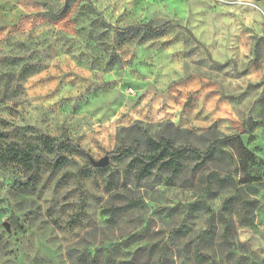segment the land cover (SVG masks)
I'll use <instances>...</instances> for the list:
<instances>
[{
    "label": "rangeland",
    "instance_id": "obj_1",
    "mask_svg": "<svg viewBox=\"0 0 264 264\" xmlns=\"http://www.w3.org/2000/svg\"><path fill=\"white\" fill-rule=\"evenodd\" d=\"M237 2L0 0V192L7 189L18 201L16 211L0 207L5 256L14 254L12 238L18 241L37 222L57 232L92 223L116 232L128 226L103 247L70 250L68 258L78 264H233L240 229L253 233L249 244L264 240V16L253 7L264 0H251L243 10ZM166 21L191 36L182 29L159 35L143 29ZM128 26L135 28L114 32ZM154 122L191 131L199 148L234 137L221 145L229 160L209 163L233 182H215L207 193L208 170L192 173L191 165L170 179L156 168L139 178L130 156L109 157L102 169L89 163L88 157L97 161L110 152L98 148L94 154L86 143L140 136ZM42 136L69 139L87 156L65 151L58 170L43 160L36 184L27 189L20 174H28L8 149L39 151ZM127 145L144 152L139 140ZM234 191L240 200L233 196L227 205L233 231L224 243L217 212ZM41 201L46 208L17 214ZM236 264L254 262L240 257Z\"/></svg>",
    "mask_w": 264,
    "mask_h": 264
},
{
    "label": "trees",
    "instance_id": "obj_2",
    "mask_svg": "<svg viewBox=\"0 0 264 264\" xmlns=\"http://www.w3.org/2000/svg\"><path fill=\"white\" fill-rule=\"evenodd\" d=\"M261 1V0H256ZM134 26H128L123 29H114V32L127 34L134 30ZM143 29L150 35H159L168 29H182L185 33L191 36L189 30L185 29L181 25L172 24L166 21L160 25L152 26L150 24L143 25ZM250 129H252L253 124L250 122ZM165 135L158 136L157 139H153L152 136L148 135L146 131H143L140 136H143L142 143L143 153H140L136 148L126 145L123 147H118L114 151L108 153L109 157L114 159H120L126 156L133 157L137 163L136 174L139 178H145L151 175L154 168L167 173V177L174 179V177L182 174L184 170L190 167V171L195 173L196 171H202L204 169L208 170V173L204 176V191L210 192L213 187V183L217 182L222 185H229L231 182V177L220 176V173L212 171L209 169V163L216 159V161L224 162L225 159L230 155L222 150L221 145L230 142L234 137L232 136H222L216 138L209 143L206 148H199L192 142L186 143L185 145L174 148L173 141L168 139V134L181 135L186 132V136L191 140L194 135L191 131L186 129H177L172 126L163 127ZM238 144L239 141H236ZM41 149L37 151L31 146H26L24 148H12L9 147V158L13 159V162L19 163L28 175L24 179V188H33L38 180L40 163L44 160L47 166L52 170H58L66 163V157L63 155L65 151H71L79 156L85 157L87 153L79 145L75 144L69 139H64L62 141H54L48 136H42L40 140ZM45 152V154H43ZM53 155V158L49 159L47 156ZM233 196L238 197L240 200V195L238 191H234L233 195L226 197L222 201V205L217 212L218 220L223 225V231L221 234L224 243H229L231 241V231L232 221L228 219L225 215L227 210V205L233 200ZM80 210V208H79ZM214 220L213 210H209L208 223L211 224Z\"/></svg>",
    "mask_w": 264,
    "mask_h": 264
},
{
    "label": "clouds",
    "instance_id": "obj_3",
    "mask_svg": "<svg viewBox=\"0 0 264 264\" xmlns=\"http://www.w3.org/2000/svg\"><path fill=\"white\" fill-rule=\"evenodd\" d=\"M251 0H238L237 7L243 10V8L249 7ZM257 8V17L264 16V6H253ZM231 70V69H229ZM125 111L124 109L120 110ZM140 119V117H136ZM115 128L119 129L121 125H114ZM163 124H156L155 122L151 125H146L148 135L152 136L153 139H157L160 135H165L163 131ZM190 127V126H189ZM226 127V126H225ZM224 129H221L223 132ZM228 134V133H226ZM205 135L204 133H197V136ZM168 139L173 141V147L179 148L186 143L192 142L186 136V132L181 135L168 134ZM143 136L125 137L123 135L115 137L109 142L107 139L102 140L100 145L93 146L92 144H85L86 149H91L95 154L98 148L107 149L108 152H112L117 147H123L131 143L132 140H142ZM211 139V138H210ZM200 147L206 148L207 144L200 145ZM216 171L217 169H211ZM221 175L226 174L225 171H221ZM21 179H26L27 176L20 174ZM121 179H123L121 177ZM239 179V177H237ZM7 189L0 192V199H5L7 202L0 207L12 206V211H16L14 207L18 201L11 199L6 195ZM47 199V197H45ZM105 206H107L108 197H104ZM41 206L42 209L46 208L47 205L43 201L38 204L29 202L24 206V210L17 214L23 217L24 212L32 209L34 210L37 206ZM93 212H95V206H93ZM94 221L97 217H91ZM3 219H7L4 216ZM121 232L129 230L128 226L121 224ZM264 232V228H261ZM2 232V229H0ZM121 232L109 230L103 223H92L83 227L82 229H76L75 232L64 231L57 232L54 229L41 227L40 223L29 224L27 234L21 235L18 238H12V243L9 246L13 250V255L5 256L4 252L8 249L4 248L3 241H0V264H78V260L75 256L69 259L67 253L72 249L84 250L86 248H99L103 247L106 242L116 241ZM253 233L246 229H240L239 234L233 240V244L239 249L237 256L233 258V264L239 261L240 257H248L254 264H264V240L259 237L252 244H249ZM59 237L58 240L53 239ZM7 239V237H5ZM245 245L246 247L240 248L239 246Z\"/></svg>",
    "mask_w": 264,
    "mask_h": 264
},
{
    "label": "water",
    "instance_id": "obj_4",
    "mask_svg": "<svg viewBox=\"0 0 264 264\" xmlns=\"http://www.w3.org/2000/svg\"><path fill=\"white\" fill-rule=\"evenodd\" d=\"M88 161L92 167L102 169L108 165L109 156L105 155L103 158H101L100 160H97V161H95L91 157H88ZM3 226L5 227V230L8 232V225L5 223V224H3Z\"/></svg>",
    "mask_w": 264,
    "mask_h": 264
},
{
    "label": "built area",
    "instance_id": "obj_5",
    "mask_svg": "<svg viewBox=\"0 0 264 264\" xmlns=\"http://www.w3.org/2000/svg\"><path fill=\"white\" fill-rule=\"evenodd\" d=\"M217 1H219L221 3H229V2L235 1V0H217Z\"/></svg>",
    "mask_w": 264,
    "mask_h": 264
}]
</instances>
